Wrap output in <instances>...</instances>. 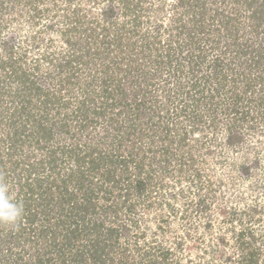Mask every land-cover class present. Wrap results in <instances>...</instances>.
<instances>
[{
    "label": "trees",
    "instance_id": "1",
    "mask_svg": "<svg viewBox=\"0 0 264 264\" xmlns=\"http://www.w3.org/2000/svg\"><path fill=\"white\" fill-rule=\"evenodd\" d=\"M45 1L0 0L18 5L6 23L26 42L5 36L1 17L0 177L25 211L18 229L0 226V264H166L168 250L157 256L145 238L134 240L139 260L113 252L134 237V203L152 192L153 163L144 170L137 143L158 138L156 168L188 173L194 156L182 122L203 119L196 103L212 101L210 110L229 119V143L241 139L246 119L264 120V0H176L171 24L155 22L150 32L140 28V10L131 25L117 21L137 11L131 0H109L94 16L67 7L65 20ZM102 129L118 143L103 147ZM242 231L237 264H264V235Z\"/></svg>",
    "mask_w": 264,
    "mask_h": 264
},
{
    "label": "rangeland",
    "instance_id": "2",
    "mask_svg": "<svg viewBox=\"0 0 264 264\" xmlns=\"http://www.w3.org/2000/svg\"><path fill=\"white\" fill-rule=\"evenodd\" d=\"M54 1L55 8L52 7ZM175 1L144 0L137 7V0H131L133 9L136 8L137 11H131L125 18L119 17L117 21L133 20V14L136 15L140 10L143 12L141 17L143 23L140 28L144 32L148 30L150 32L159 21L165 25L171 24L170 16L175 14L171 4ZM112 2L121 6V0ZM108 4H110L109 0H47L43 3L53 8V12L57 10L60 13L59 18L64 17L63 20L67 19L64 16L67 7L73 9L74 6H82L85 13L90 11L94 16L99 14L102 6ZM15 6L18 5L4 3L0 7V19L2 17L5 24L2 33L5 36L9 32L16 33L25 44L22 34L17 29H12L10 23L9 25L6 23L7 18L15 16L13 13ZM131 23L129 21L130 25ZM20 24H23L22 21ZM161 32L164 35L163 39L166 40L168 33L163 30ZM165 42H161L163 46L156 51V55L160 51H165ZM93 69L94 67L90 69L89 76L83 74V81L92 78L90 73ZM15 95L11 93L4 97L10 98ZM207 101L196 103L203 119L196 123L194 119H185V121L181 119L182 125L187 130L188 146L185 151L194 156V167L190 172H180L177 165L169 166V174L163 173V168H156V159L151 157L150 150L159 146L158 138L145 136L143 141L137 143L141 150L139 156H143V162L146 164L144 170L149 169V162L153 163L151 176L153 187L151 196L145 202L134 203L130 216L137 220L138 228L134 231L132 240L119 241V247L113 249L114 254L119 253L116 256L128 262L129 259L139 260L140 256L135 250L138 245L134 240L145 238V242H148L147 245L157 256L160 255L158 252L162 251L161 248L168 250L166 264H237L240 252L237 249L236 238L240 232L245 234V231H242L244 228H252L256 237L264 235V120L256 119L251 123L246 119L239 128L241 139L229 143L228 131L225 129V123L229 119L226 120L223 114L212 112L209 106L213 107L212 101L210 104L206 103ZM171 107L170 104L167 108ZM171 110L167 116L173 115L174 112ZM40 111L38 106L33 111L34 115L39 114ZM164 112L166 110L162 108L159 113ZM221 117L223 120H219ZM3 128L4 125L0 123V133L3 132ZM153 129L154 127L149 133ZM101 132L107 137L103 147L107 148L112 142L114 145L118 143L116 142L118 138L113 141L114 130L102 129ZM152 139L154 142L151 144ZM28 151L27 148L23 149L17 157L20 158ZM245 166L249 168L248 173L243 170ZM192 172H197V175H193ZM252 208L255 211L251 210ZM121 212H123L122 208L119 214ZM120 218L122 223L126 222L124 216L120 215ZM246 232L248 233V229ZM258 244L256 245L259 246ZM124 248L127 249L123 252ZM261 248L264 249L262 246ZM261 252L263 254L260 260H264V252ZM158 260V263L162 264L163 259L158 258Z\"/></svg>",
    "mask_w": 264,
    "mask_h": 264
},
{
    "label": "clouds",
    "instance_id": "3",
    "mask_svg": "<svg viewBox=\"0 0 264 264\" xmlns=\"http://www.w3.org/2000/svg\"><path fill=\"white\" fill-rule=\"evenodd\" d=\"M24 211V205L14 194L13 186L0 177V226L18 229L23 222Z\"/></svg>",
    "mask_w": 264,
    "mask_h": 264
}]
</instances>
